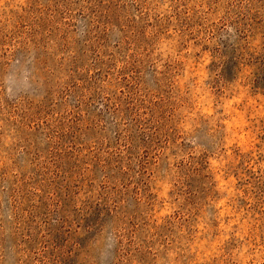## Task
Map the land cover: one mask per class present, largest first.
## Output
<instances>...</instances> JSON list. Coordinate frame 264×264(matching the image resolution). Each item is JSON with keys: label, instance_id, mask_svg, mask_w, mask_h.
Listing matches in <instances>:
<instances>
[{"label": "rangeland", "instance_id": "obj_1", "mask_svg": "<svg viewBox=\"0 0 264 264\" xmlns=\"http://www.w3.org/2000/svg\"><path fill=\"white\" fill-rule=\"evenodd\" d=\"M0 264H264V0H0Z\"/></svg>", "mask_w": 264, "mask_h": 264}, {"label": "clouds", "instance_id": "obj_2", "mask_svg": "<svg viewBox=\"0 0 264 264\" xmlns=\"http://www.w3.org/2000/svg\"><path fill=\"white\" fill-rule=\"evenodd\" d=\"M24 85H27V87L29 86V81L27 80L26 77H24ZM27 87H25V90L27 89ZM8 93L11 98V96L13 95V89L10 86L8 87Z\"/></svg>", "mask_w": 264, "mask_h": 264}]
</instances>
